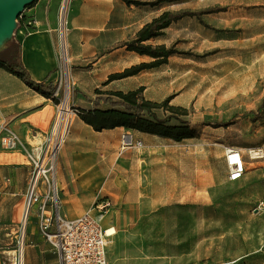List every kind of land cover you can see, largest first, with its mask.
<instances>
[{"label":"rangeland","instance_id":"rangeland-1","mask_svg":"<svg viewBox=\"0 0 264 264\" xmlns=\"http://www.w3.org/2000/svg\"><path fill=\"white\" fill-rule=\"evenodd\" d=\"M137 7L119 15L129 30L166 10L187 13L147 43L177 51L150 69L165 78L167 88L166 97L152 100L173 96L155 109L156 116L172 125L188 121L195 130L193 138H166L179 146L182 182L194 179L198 162L202 192L188 201L154 204L132 194L112 202L106 225L117 234L107 247L108 264H264V212L256 211L264 198V158L251 159L263 163L245 181H229L219 147L226 141L264 147V0H171ZM58 16L61 28L60 11ZM152 60L145 55L142 62ZM73 93L72 87L71 101ZM48 103L32 118L45 131L55 111ZM170 105L181 109L171 111ZM166 150L167 158L174 156ZM10 158L27 163L18 154Z\"/></svg>","mask_w":264,"mask_h":264},{"label":"crops","instance_id":"crops-1","mask_svg":"<svg viewBox=\"0 0 264 264\" xmlns=\"http://www.w3.org/2000/svg\"><path fill=\"white\" fill-rule=\"evenodd\" d=\"M61 3L62 0H37L26 8L16 30L3 40L4 44L8 39L19 42L21 60L31 79L46 87L52 85L55 89L60 76L58 14ZM127 9H135V5H128L122 0H74L68 12L66 39L74 82L72 102L79 113L72 121L70 134L58 160L61 210L67 218L85 214L101 196H107L116 204L120 197L128 200L132 194H142L144 200L159 204L198 199L202 192L198 162L194 179L191 177L184 183L179 177L181 162L175 158L179 146L171 143L172 140L124 126L96 130L80 115V110L114 107L111 101L118 100L114 94L118 91L128 92L144 87L142 94L147 99L161 100L167 96L165 78L150 69L110 78L112 74L123 72L145 58V55L128 49L126 43L151 19L137 30H129L128 24L119 23V15H125ZM4 44L0 45V49ZM159 70L161 67L156 71ZM51 97L34 89L18 75L0 68V138L6 129H10L20 142L12 150L0 143V264H9L18 226L13 211L26 193L31 175V167L26 162L12 161L10 156L18 154V157L26 158L25 149L44 140L46 131L38 127L32 118L49 106L48 101L53 102ZM126 133H130L134 141H142L143 146L123 149ZM226 145H229L227 141L219 143L228 177ZM168 147L174 154L169 158L166 154ZM254 147L259 146L239 147L247 161V170L241 182L253 175L263 163L249 159L247 150ZM248 164L255 166L248 169ZM112 208L106 213L105 226L107 214ZM24 264H62L59 251L42 233L37 216L28 221Z\"/></svg>","mask_w":264,"mask_h":264},{"label":"built area","instance_id":"built-area-1","mask_svg":"<svg viewBox=\"0 0 264 264\" xmlns=\"http://www.w3.org/2000/svg\"><path fill=\"white\" fill-rule=\"evenodd\" d=\"M74 0H62L60 8L59 55L60 76L53 93L55 112L48 126L44 140L38 145L25 149L27 164L31 175L27 191L24 194L22 219L17 222L16 237L9 264H24L26 231L29 219L37 216L40 229L47 240L59 251L62 264H108L107 247L111 234L105 226L106 213L112 207L107 196L97 199L91 209L76 218H67L61 210V187L58 182V160L60 152L70 134L77 107L71 101L74 82L70 75V57L67 44L68 9ZM65 27V29H64ZM6 149H15L20 145L17 135L6 129L0 138ZM136 145L142 147V141H134L130 133L123 137L122 148ZM228 167V180L238 181L244 177L247 161L243 151L236 146L224 147ZM250 159L264 158V147L247 150ZM256 211L264 212V198L256 205Z\"/></svg>","mask_w":264,"mask_h":264},{"label":"trees","instance_id":"trees-1","mask_svg":"<svg viewBox=\"0 0 264 264\" xmlns=\"http://www.w3.org/2000/svg\"><path fill=\"white\" fill-rule=\"evenodd\" d=\"M36 1L37 0H34L28 7L34 5ZM122 1L128 5H135L138 7H154L171 0ZM185 15H187L185 12H172L166 10L146 22L137 30L135 37L126 44L128 49L140 55L150 56L153 60L151 62H141L133 65L130 68H126L123 72L112 74L110 78L113 79L134 75L143 69H151L168 63L169 57L177 53V51L172 47H167L165 44L154 46L147 42L152 38L163 35L166 28ZM0 68H5L18 75L25 83L48 97H51L55 91L54 86L49 85L46 87L43 83L31 79L28 70L21 60L20 44L13 39L6 40L4 47L0 49ZM143 91L144 87L128 92H115L114 94L118 97V100L112 99L111 103L114 107L109 109L80 110V115L96 130L124 126L130 129L172 138L176 141H182L196 136L195 130L190 126L188 121H182L180 124L172 125L168 124L165 119H160L156 116L155 109L169 105L173 96L167 97L162 102H157L145 98L142 94ZM168 109L176 111L181 108L170 105ZM77 113H79L78 109Z\"/></svg>","mask_w":264,"mask_h":264},{"label":"water","instance_id":"water-1","mask_svg":"<svg viewBox=\"0 0 264 264\" xmlns=\"http://www.w3.org/2000/svg\"><path fill=\"white\" fill-rule=\"evenodd\" d=\"M33 2L34 0H0V41L13 32L17 20Z\"/></svg>","mask_w":264,"mask_h":264},{"label":"bare ground","instance_id":"bare-ground-1","mask_svg":"<svg viewBox=\"0 0 264 264\" xmlns=\"http://www.w3.org/2000/svg\"><path fill=\"white\" fill-rule=\"evenodd\" d=\"M65 29V27H64ZM24 202H25V197L23 196L15 205L14 207V211H13V216L15 221L19 222L22 219V214H23V210H24ZM109 234H111V238L109 239V243H111L113 241V238L115 237V235L117 234V230L115 228V226H111L109 228Z\"/></svg>","mask_w":264,"mask_h":264}]
</instances>
